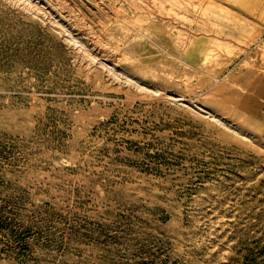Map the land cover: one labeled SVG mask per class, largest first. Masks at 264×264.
Masks as SVG:
<instances>
[{
    "label": "rangeland",
    "instance_id": "374dc122",
    "mask_svg": "<svg viewBox=\"0 0 264 264\" xmlns=\"http://www.w3.org/2000/svg\"><path fill=\"white\" fill-rule=\"evenodd\" d=\"M0 264H264V0H0Z\"/></svg>",
    "mask_w": 264,
    "mask_h": 264
},
{
    "label": "bare ground",
    "instance_id": "6f19581e",
    "mask_svg": "<svg viewBox=\"0 0 264 264\" xmlns=\"http://www.w3.org/2000/svg\"><path fill=\"white\" fill-rule=\"evenodd\" d=\"M190 41V40H189ZM210 93V92H209ZM202 106V105H201Z\"/></svg>",
    "mask_w": 264,
    "mask_h": 264
}]
</instances>
